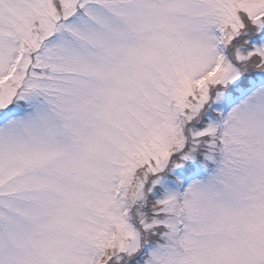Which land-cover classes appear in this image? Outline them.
<instances>
[{"label": "snow or ice", "instance_id": "obj_1", "mask_svg": "<svg viewBox=\"0 0 264 264\" xmlns=\"http://www.w3.org/2000/svg\"><path fill=\"white\" fill-rule=\"evenodd\" d=\"M240 12L264 27V0H0V264L138 251L128 208L210 86L239 78L212 32L231 43ZM254 57L264 70V49L240 60ZM193 135L220 166L159 202L167 242L149 264H264V90Z\"/></svg>", "mask_w": 264, "mask_h": 264}, {"label": "rangeland", "instance_id": "obj_2", "mask_svg": "<svg viewBox=\"0 0 264 264\" xmlns=\"http://www.w3.org/2000/svg\"><path fill=\"white\" fill-rule=\"evenodd\" d=\"M238 15L244 27L231 43L220 42L223 34L217 28L213 29L212 34L216 37L217 54L239 71V78L227 84L210 86L209 100L184 127L185 147L170 157L162 172L149 175L144 187V199L128 208V222L140 235L138 251L131 255L118 252L110 264H149L152 253L167 242L164 235L167 229L163 224L167 217L159 212V202L172 195L181 198L194 183L207 182L220 166L221 156L213 154L211 149L213 138L204 137L195 143L193 134L213 126L221 129L235 108L264 90V70L255 65L257 58L240 60V57H248L257 49H264V27L254 24L244 12ZM210 155L212 159L208 158ZM185 156L188 158L185 159ZM153 221L161 223L155 229L146 231L145 224H152Z\"/></svg>", "mask_w": 264, "mask_h": 264}]
</instances>
